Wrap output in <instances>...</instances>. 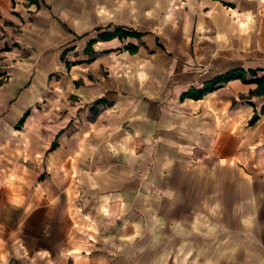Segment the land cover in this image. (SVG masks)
Segmentation results:
<instances>
[{
    "label": "crops",
    "instance_id": "obj_1",
    "mask_svg": "<svg viewBox=\"0 0 264 264\" xmlns=\"http://www.w3.org/2000/svg\"><path fill=\"white\" fill-rule=\"evenodd\" d=\"M236 69L264 0H0V264H264V93L202 92Z\"/></svg>",
    "mask_w": 264,
    "mask_h": 264
},
{
    "label": "trees",
    "instance_id": "obj_2",
    "mask_svg": "<svg viewBox=\"0 0 264 264\" xmlns=\"http://www.w3.org/2000/svg\"><path fill=\"white\" fill-rule=\"evenodd\" d=\"M31 1H36V0H31ZM128 36L139 38L142 36V33H139L135 30H129V29H124V28L118 27L115 32L102 34L101 37L104 39H110L113 37L125 38ZM93 42H95V41H92V43ZM134 48H136V47H134ZM250 74H251L252 78L249 79V78H247L246 72L243 69L231 70V71L227 72L226 74L217 77L213 81L207 82L204 89L202 90V92L203 93L210 92L212 90H215L222 83H226L230 80L239 78L243 82H246V83H257L258 88L256 90L252 91V93L263 94L264 93V77L258 78L256 71H250ZM263 112H264V106L262 108V113ZM258 119H259V114L255 113L254 116L252 117V119L249 121V124L254 125L258 121Z\"/></svg>",
    "mask_w": 264,
    "mask_h": 264
},
{
    "label": "rangeland",
    "instance_id": "obj_3",
    "mask_svg": "<svg viewBox=\"0 0 264 264\" xmlns=\"http://www.w3.org/2000/svg\"><path fill=\"white\" fill-rule=\"evenodd\" d=\"M251 152H253V149L251 150ZM249 163L251 164V162H249ZM214 244H216V243H214ZM170 247H171V245H170ZM172 260H173L172 258L167 259L165 264H173ZM174 261H175V264H178V259H175Z\"/></svg>",
    "mask_w": 264,
    "mask_h": 264
},
{
    "label": "built area",
    "instance_id": "obj_4",
    "mask_svg": "<svg viewBox=\"0 0 264 264\" xmlns=\"http://www.w3.org/2000/svg\"><path fill=\"white\" fill-rule=\"evenodd\" d=\"M7 77L0 76V87L3 85L4 81H6Z\"/></svg>",
    "mask_w": 264,
    "mask_h": 264
}]
</instances>
